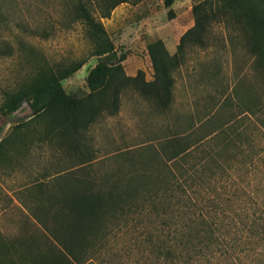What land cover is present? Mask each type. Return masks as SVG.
<instances>
[{
    "label": "trees",
    "instance_id": "16d2710c",
    "mask_svg": "<svg viewBox=\"0 0 264 264\" xmlns=\"http://www.w3.org/2000/svg\"><path fill=\"white\" fill-rule=\"evenodd\" d=\"M131 1L95 0L93 7L78 0L65 9L67 23H80L95 44L96 64L85 76L89 93L84 98L68 96L62 86L83 67L77 61L59 72L40 69L28 83L5 94L0 107L2 117L27 104L32 118H47L49 134L62 154L76 161L78 171L91 169L95 161L87 131L102 116L119 112L124 90L131 87L160 111L170 107L174 73L183 63L185 47H206L214 23L243 20L242 40L256 74L264 78V0H218L222 6L216 8L210 0L195 4L194 25L181 36L174 54L160 40L147 45L150 81L141 70L134 77L124 74L127 54L117 53L101 23ZM176 1L163 3L171 8ZM9 53L5 48L0 55ZM259 106L247 112H262L253 125L264 133V108ZM229 124L201 137L193 131L169 138L161 153L164 169L158 173L126 172L107 180L87 177L86 171L71 181L69 171L56 176L49 194L45 182H36L46 216L35 215L40 227L25 235L6 238L0 233V264H264V199L245 188L249 182L219 181L251 175L257 168L253 157L246 164L237 159L242 152L223 158L243 137L242 129L230 137ZM219 135L225 137L213 155L196 158ZM191 158L196 159L189 164Z\"/></svg>",
    "mask_w": 264,
    "mask_h": 264
},
{
    "label": "rangeland",
    "instance_id": "374dc122",
    "mask_svg": "<svg viewBox=\"0 0 264 264\" xmlns=\"http://www.w3.org/2000/svg\"><path fill=\"white\" fill-rule=\"evenodd\" d=\"M77 1L0 0V52L10 50L0 55V107L5 94L28 83L40 69L59 72L77 61H83V67L62 86L76 99L89 93L85 76L96 64L95 44L80 23H67L65 13ZM132 1L119 5L101 23L117 53L127 54L123 71L143 69L146 79L151 67L147 45L160 40L174 54L181 36L194 25L193 6L205 0H177L171 8L163 0ZM210 1L214 8L222 6L218 0ZM88 2L95 7V0ZM232 21L224 18L214 23L206 47H185L183 63L174 73L173 101L166 111L156 109L131 87L122 92L119 112L102 116L86 133L95 157L87 177L111 180L126 172L158 173L164 169L161 153L169 138L193 131L201 137L230 122L229 136L242 129L243 137L223 158L242 152L237 159L246 164L253 157L257 168L251 175L217 178L249 182L245 188L264 199V133L253 125L262 112L256 116L247 112L255 104L264 108V78L256 74L254 59L242 40L243 20ZM49 124L43 116L32 118L27 104L12 115L0 116V233L6 238L39 228L35 215L45 218L46 202L38 200L36 182H45L49 194L57 175L70 171L72 181L86 174L62 154L49 134ZM223 136L206 143L196 158L213 155Z\"/></svg>",
    "mask_w": 264,
    "mask_h": 264
},
{
    "label": "crops",
    "instance_id": "0c3cea01",
    "mask_svg": "<svg viewBox=\"0 0 264 264\" xmlns=\"http://www.w3.org/2000/svg\"><path fill=\"white\" fill-rule=\"evenodd\" d=\"M123 65H125V64H123ZM137 70H135V71H129L127 68H124L125 75L128 76V77H134L137 74V72H138ZM148 70H149L150 77H147V75H146V81L152 80V74H153L152 68L149 67ZM141 71L145 72L143 69Z\"/></svg>",
    "mask_w": 264,
    "mask_h": 264
}]
</instances>
